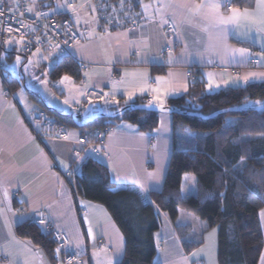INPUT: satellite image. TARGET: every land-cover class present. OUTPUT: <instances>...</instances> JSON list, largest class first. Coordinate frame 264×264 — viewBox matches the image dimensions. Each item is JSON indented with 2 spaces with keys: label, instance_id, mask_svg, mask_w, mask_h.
Segmentation results:
<instances>
[{
  "label": "crops",
  "instance_id": "0c3cea01",
  "mask_svg": "<svg viewBox=\"0 0 264 264\" xmlns=\"http://www.w3.org/2000/svg\"><path fill=\"white\" fill-rule=\"evenodd\" d=\"M29 1L34 7H54L52 12L71 19L80 37L71 54L87 65L78 72L76 65L67 61L75 74L64 72L54 79L62 93L60 98L46 88V92L29 86L34 91L24 90L15 77L4 71L6 76L14 78L16 86L13 84V97L8 98L0 83V264H62L56 249L51 260L31 241L16 234L19 224L35 223L39 210L44 211L47 220V225L40 226L42 232L48 234L51 229L63 232L74 251L87 255L88 264L118 263L125 251L122 233L105 207L73 195L68 178L91 157L107 167L116 188H136L150 199V193L162 190L168 171L173 151L172 115L160 113L158 127L152 133L140 132L128 121L116 122L106 127L95 145L81 144L82 130L67 126H64V139L39 141L25 118L44 110L31 98L30 92L41 97L46 106L64 115H74L65 100L75 107L95 103L101 107L130 104L138 99L160 106L154 99L157 93L152 91L160 88V99L167 106L171 99L186 94L195 79L203 81L209 93L243 87L246 84L242 79L238 84L233 81L250 73H264V61L260 59L264 53V33L244 25H229L226 29L218 25L207 7L208 0H129L140 18L139 24L108 32L100 28L94 0ZM69 3L75 11L68 7ZM197 4L204 7L193 12ZM250 9H256V0ZM221 11L227 14L223 7ZM162 18L172 20L177 28L168 38L163 32ZM240 48L247 49L248 55L242 57L234 52ZM10 53L14 51L5 55ZM29 60L25 58L22 70ZM65 62L55 60L50 74L52 80L53 70ZM43 67L45 63L38 66L37 73ZM64 76L70 80L62 82ZM157 77L162 78L159 84ZM23 80L26 81L24 77ZM262 81L251 79L249 83ZM217 84L220 86L216 87ZM141 87L145 88L143 92ZM129 92L134 93L131 99ZM180 189L183 195H194L195 177L185 174ZM262 210L264 207L259 211V222L264 240ZM159 215L162 224L154 233L156 263L218 264L217 228L209 229L205 221L185 209L179 210L174 222L166 213L159 212ZM188 225L191 233L187 237L202 240L190 253L184 251L176 233V226ZM262 258L264 246L257 264H264Z\"/></svg>",
  "mask_w": 264,
  "mask_h": 264
},
{
  "label": "trees",
  "instance_id": "16d2710c",
  "mask_svg": "<svg viewBox=\"0 0 264 264\" xmlns=\"http://www.w3.org/2000/svg\"><path fill=\"white\" fill-rule=\"evenodd\" d=\"M254 0H231L232 6L251 8ZM15 53L5 55V62ZM52 72L53 80L62 73L75 74L68 60ZM68 61V62H67ZM71 62V61H70ZM14 78L8 82L10 91ZM31 98L55 121L81 130L106 128L120 121L134 124L140 132L152 133L158 127L159 112L127 109L113 119L96 118L91 122H75L72 115L48 108L41 97ZM256 101L264 102V81L250 82L243 87L225 88L209 93L203 81H191L186 94L171 99L167 106L187 113L172 114L173 151L159 192L150 199L131 187L116 188L107 167L88 157L71 175V190L76 198L102 205L122 233L125 241L123 259L110 264H158L154 233L161 227L159 212L174 222L179 210L185 209L217 228L218 264H257L264 246L259 211L264 207V108L219 114L218 110L241 107ZM132 105H146L138 99ZM262 104V103H261ZM127 104L103 106L104 112ZM193 113V114H190ZM185 174L196 179V193H181ZM184 251L190 253L202 240H190L191 227L176 226ZM19 238L31 241L54 260L55 244L50 233L44 234L34 222L16 227Z\"/></svg>",
  "mask_w": 264,
  "mask_h": 264
},
{
  "label": "built area",
  "instance_id": "2783aa9c",
  "mask_svg": "<svg viewBox=\"0 0 264 264\" xmlns=\"http://www.w3.org/2000/svg\"><path fill=\"white\" fill-rule=\"evenodd\" d=\"M94 2L97 4L99 25L104 32L126 25L136 27L140 22V18L134 13L129 0H94ZM29 7L32 8L31 12L27 11ZM167 21L168 23L163 25V32L168 38L176 33L177 28L172 20ZM24 25L29 27H24ZM8 28H11L12 31L8 32ZM21 36H23V41L18 43V46L20 52L27 59L33 58L36 50H41L58 60L73 62L78 72L87 65L76 60L71 54L72 47L80 41V37L67 15L52 12L46 6L34 7L29 0H0V83L8 98H11L12 93L4 72V48L9 41L17 44L15 39L21 40ZM84 112L85 107L82 105L75 107V114L79 118H82ZM25 121L35 139L39 141L61 140L65 137L64 125L47 117L41 110L26 117ZM104 132H106V128L85 130L81 134L80 143L95 145L100 141ZM68 182L71 183V178H68ZM35 220L39 226L47 225L43 210L37 212ZM50 235L56 251L59 249L57 253L62 264H88L87 255L74 251L70 246L69 238L63 232L51 229Z\"/></svg>",
  "mask_w": 264,
  "mask_h": 264
},
{
  "label": "snow or ice",
  "instance_id": "6c2138e0",
  "mask_svg": "<svg viewBox=\"0 0 264 264\" xmlns=\"http://www.w3.org/2000/svg\"><path fill=\"white\" fill-rule=\"evenodd\" d=\"M58 6L62 7L64 5H58ZM68 7L72 8V10L75 11V7L73 5H68ZM202 7H204V5L197 4L194 6L192 11L193 12H199ZM207 7H209L211 9V11H212V13L216 19V23L220 26H224L225 29L229 25H233L236 27L244 25L249 30L255 28L258 32L264 33V0H256V9L255 10L250 9L248 7L241 8L238 6H231L230 0H208ZM222 7L226 10V12H227L226 15L224 14V12L221 11ZM27 11L31 12L32 8L29 7L27 9ZM37 15H39V14H37ZM162 23L167 24L168 21L164 20L162 18ZM24 27H29V26L24 25ZM7 31L11 32L12 29L8 28ZM20 39H21V41H23V36H21ZM9 43H11V41H9ZM57 47H58V45H57ZM262 48H264V44H262ZM234 52H239L242 57H245L248 55V50L244 49V48L235 49ZM45 59H47V57H45ZM260 59L262 61H264V53L260 54ZM17 63H19V58H17ZM45 75H46V73H45ZM241 79L243 80V82L245 84H247V83H249V81L251 79H264V73H250L249 75L244 76L242 78L237 77L236 80L233 81V83L238 84L241 81ZM69 80H70V77H68V76L62 77V82L63 81H69ZM161 80H162V78L157 77V83L158 84L161 82ZM44 83H46V81H44ZM208 86H209V88L212 87L211 81L209 82ZM219 86H220L219 84L216 85V87H219ZM144 90H145L144 87L140 88V91L143 92ZM152 91L157 93V95L154 97V99L159 102L161 109H163V101L160 99V95H159L161 89L155 88V89H152ZM133 94H134L133 92L128 93L129 99H131ZM105 95H107V94H105ZM64 103L68 104L69 101L65 100ZM255 103L261 104L264 102L256 101ZM92 151L98 152L99 149H92ZM62 163L63 162L61 161V164ZM7 195H8V193L5 190L4 196L7 197ZM261 216H262V218H264V210L261 211ZM41 223H43V220H41ZM89 235H91V229H89ZM57 252H59V249H57ZM196 255H197L196 253H193V256H196ZM262 259H264V258H262Z\"/></svg>",
  "mask_w": 264,
  "mask_h": 264
},
{
  "label": "rangeland",
  "instance_id": "374dc122",
  "mask_svg": "<svg viewBox=\"0 0 264 264\" xmlns=\"http://www.w3.org/2000/svg\"><path fill=\"white\" fill-rule=\"evenodd\" d=\"M53 9L54 7H50L51 11H53ZM15 41L17 42V44H14V43L5 44L4 52L14 51L15 55L13 56V59L10 60V62L6 61V63L4 64L5 65L4 71L8 72L9 75L15 77L18 81L19 86H21L24 90L27 89V91H34V90L29 89L28 86L30 88L33 87L32 89L39 90L42 92H46L48 89L52 93L53 96L60 98V96H62V93L58 89V86L54 82V80H52V78L50 77L53 64H55V60H58V59L50 54L44 53L43 51L36 50L34 52V56H36V58H31L29 62H26L28 63V66L26 68L24 66V70H22L21 69L23 67L22 64L24 63V60L26 57L20 52V47L18 46V43L20 44L21 40L15 39ZM45 57H47V59H45ZM17 58H19V63H17ZM41 63H45V67L42 68L43 70L40 71V73H37V70H38L37 68ZM23 77L26 79V81L23 80ZM7 80L10 82L12 80V77L7 76ZM23 81H24V84H23ZM44 81H46V83H44ZM14 86H16V83H14ZM45 88H46V91H45ZM13 93H14V90L12 89V97H13ZM79 105H82V104H79ZM67 106H68L69 111L72 108L71 109L73 110L72 113L75 114V106H71L70 103H68ZM86 130H89V129H86ZM84 131L85 130H82V133Z\"/></svg>",
  "mask_w": 264,
  "mask_h": 264
},
{
  "label": "water",
  "instance_id": "95a60500",
  "mask_svg": "<svg viewBox=\"0 0 264 264\" xmlns=\"http://www.w3.org/2000/svg\"><path fill=\"white\" fill-rule=\"evenodd\" d=\"M264 108V103L253 106L252 102H248L244 106L241 107H235V108H228V109H222L218 110L210 115L207 116H202L204 119H210L213 118L216 115L219 114H225L228 112H236V111H243V110H252V111H257ZM127 109H134V110H143V111H152V112H159V113H164V112H169L172 114H180V113H187L179 108H174L172 106H163V109H161L160 106H155L151 104H146V105H132V104H127L117 110L111 111V112H104L102 107L95 103V104H90L85 108V112L82 116V118H79L76 114L72 115V118L75 122L81 121V124L79 126H82L84 123H88L93 121L96 118H104V119H113L117 117L118 115L122 114L125 110ZM193 114V113H190Z\"/></svg>",
  "mask_w": 264,
  "mask_h": 264
}]
</instances>
